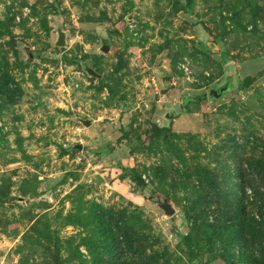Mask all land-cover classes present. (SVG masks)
I'll return each mask as SVG.
<instances>
[{
	"label": "rangeland",
	"instance_id": "374dc122",
	"mask_svg": "<svg viewBox=\"0 0 264 264\" xmlns=\"http://www.w3.org/2000/svg\"><path fill=\"white\" fill-rule=\"evenodd\" d=\"M263 8L0 0V264H264Z\"/></svg>",
	"mask_w": 264,
	"mask_h": 264
},
{
	"label": "trees",
	"instance_id": "16d2710c",
	"mask_svg": "<svg viewBox=\"0 0 264 264\" xmlns=\"http://www.w3.org/2000/svg\"><path fill=\"white\" fill-rule=\"evenodd\" d=\"M255 2V1H254ZM255 10H258V11H260V9L255 5V3H254V7H253V13L251 14L253 17H256V11ZM263 11H264V8H263ZM243 83L245 84V86H248V79L247 78H245L244 79V81H243ZM223 90H222V93L224 92V91H226L228 88H229V86H228V83L227 82H225L224 83V85H222V86H220ZM212 89V88H211ZM215 89H217V88H215ZM209 90V89H208ZM221 93V94H222ZM220 97V95L219 96H217L216 98H211V99H208L207 98V96H206V94H205V98L206 99H208V100H212V99H214V100H217L218 98ZM263 177H264V175H263ZM139 186V185H138ZM140 187V186H139ZM263 197H264V195L262 196L261 194H257V201H258V203L260 204V206H261V203L263 204L264 203V200H262L263 199ZM202 207V205L200 204V205H198V204H196V206H194V207H192V208H201ZM264 210V209H263ZM200 211V210H199ZM261 212H263L264 213V211H260L259 212V215H258V222H257V229H260V227H261V225H263L264 224V219L262 218V213ZM202 213V212H201ZM201 217V216H200ZM218 223H216V225H215V227H214V230L216 231V236H220V232L223 230V228H222V225H220V224H218ZM202 228H204L203 226H202ZM97 229H100V233L102 232V230L103 229H101V224H99L98 225V228ZM109 240V242H108V244H105V249H106V251L109 253V255H111V257H112V259L113 260H117V259H119L121 256H122V250H120V248H119V245H116L117 243H118V241H117V239H116V236H115V234H113V233H111V232H109L108 233V235H107V237H106V243H107V241ZM181 241L183 242V243H185L188 247H193V248H195V246H196V242L194 241V240H192L189 236H181ZM240 242V241H239ZM239 250H241L240 251V257L238 256V261L239 262H237V263H239V264H250L249 263V261H245L247 258V256L244 254V251H245V249H243L241 246H240V248H239ZM239 258H240V260H239ZM237 263H235V264H237Z\"/></svg>",
	"mask_w": 264,
	"mask_h": 264
},
{
	"label": "water",
	"instance_id": "95a60500",
	"mask_svg": "<svg viewBox=\"0 0 264 264\" xmlns=\"http://www.w3.org/2000/svg\"><path fill=\"white\" fill-rule=\"evenodd\" d=\"M56 45L60 46L63 44V36L62 34H59L58 39L56 40ZM107 50L106 48H101V52L105 53ZM85 73L95 79H99L100 75L96 73L93 69L89 67H85ZM222 88L218 87L217 89H209L206 92V96L208 99L216 98L217 96L221 95ZM81 124L83 126H89V121L83 120L81 121ZM141 194L144 196V198L147 200V202L150 204L151 207H153L155 210L161 213L163 217H171L174 214V209L170 204L169 197H159L157 194H155L152 189L140 185Z\"/></svg>",
	"mask_w": 264,
	"mask_h": 264
}]
</instances>
